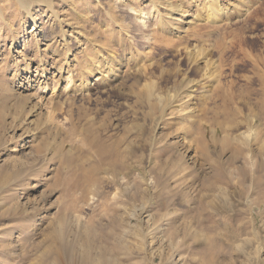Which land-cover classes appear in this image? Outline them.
I'll return each instance as SVG.
<instances>
[{
  "label": "rangeland",
  "instance_id": "374dc122",
  "mask_svg": "<svg viewBox=\"0 0 264 264\" xmlns=\"http://www.w3.org/2000/svg\"><path fill=\"white\" fill-rule=\"evenodd\" d=\"M259 74L264 0H0V264H264Z\"/></svg>",
  "mask_w": 264,
  "mask_h": 264
},
{
  "label": "bare ground",
  "instance_id": "6f19581e",
  "mask_svg": "<svg viewBox=\"0 0 264 264\" xmlns=\"http://www.w3.org/2000/svg\"><path fill=\"white\" fill-rule=\"evenodd\" d=\"M221 9V8H220ZM134 12V11H133ZM206 14L207 15H212L213 14V12H211V11H207L206 12ZM211 17V16H210ZM219 17V16H218ZM144 19L145 18H142V21H144ZM139 22V21H138ZM143 23V22H142ZM194 23V22H193ZM185 24H190V21H187ZM192 26H193V24H191ZM189 26V25H188ZM259 80H260V87H261V105L262 106H264V75H262V74H259ZM111 222H112V220H111ZM112 224V223H111ZM111 229H112V227H111ZM88 233V236L89 235H91V233L90 232H87ZM87 254V253H86ZM103 257V256H102ZM104 260H106V259H104ZM99 261H101L100 259H99ZM107 261V260H106ZM105 261V262H106ZM108 262H106V264H107ZM85 264H89V261H88V258L86 257V262H85ZM105 264V263H104Z\"/></svg>",
  "mask_w": 264,
  "mask_h": 264
}]
</instances>
